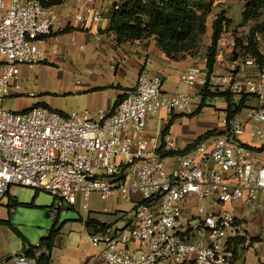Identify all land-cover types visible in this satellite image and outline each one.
<instances>
[{
  "label": "built area",
  "instance_id": "obj_1",
  "mask_svg": "<svg viewBox=\"0 0 264 264\" xmlns=\"http://www.w3.org/2000/svg\"><path fill=\"white\" fill-rule=\"evenodd\" d=\"M83 9L78 8L75 19L87 20ZM102 18V11L95 10L93 21L99 24ZM55 25L54 12L41 0H0V203L14 186L48 192L59 200L57 209L74 206L79 196L87 200L92 193L107 200L116 194L130 199L140 192L142 199L124 229L90 235L93 245H104V264H190V256L194 264L230 263L234 241L243 236L234 214H194L200 219L189 222L188 205L194 198L196 207H219L246 193H264V161L255 165L250 149L240 141L249 123L253 133L264 138V58L261 64L251 56L239 61L256 69L255 76L244 79L236 76V59L222 75L196 65L187 69L188 87L208 85L227 92L232 105L244 97L256 98L257 105L246 112L245 122L232 120L224 132L195 147L196 157L181 156L168 169L162 155L174 144L145 136L148 118L162 109L191 113L202 94L167 96L158 74H140L111 113L101 110L95 118L64 115L43 105L22 112L5 108L9 87H21L20 67L46 60L37 39L50 35ZM129 243L136 245L134 250L125 249ZM46 253L38 244L35 257Z\"/></svg>",
  "mask_w": 264,
  "mask_h": 264
},
{
  "label": "crops",
  "instance_id": "obj_2",
  "mask_svg": "<svg viewBox=\"0 0 264 264\" xmlns=\"http://www.w3.org/2000/svg\"><path fill=\"white\" fill-rule=\"evenodd\" d=\"M127 1L129 0H61L50 5L56 16V25L50 35L37 39L38 47L49 56L39 64L22 65L20 79L22 76L28 77L33 66L54 68L57 72L65 70L60 74H65L66 77L65 90L73 91L71 94L74 97V104L70 112L55 110L48 101L44 103L41 100L36 105L45 104L43 106L64 115L81 113L95 118L101 110L111 113L119 96L135 87L140 74L160 75L163 79V92L167 96L182 92L201 95L203 91L201 86L188 87L184 79L190 66L196 65L206 71V54L211 43L212 23L221 12L231 20V24L218 42L214 74L222 75L228 72L236 59L238 64L235 73L238 79L255 76L256 69L239 63L241 58H236L235 54L236 38L246 36L251 25L250 23L241 25L245 7L243 0H212V10L206 15V21L210 19L211 27H207L205 33V50L196 56L187 55L179 60L167 57L157 46L154 37L126 43L117 42L115 35L108 31L109 16L115 6L119 7ZM79 7L85 8L82 14L87 18L86 21L75 19L74 14ZM95 10H101L103 13L99 24L93 21ZM53 49L57 54L52 53ZM260 49L264 54L261 46ZM8 96L31 98L36 97V94L22 87L16 89L10 86L4 100ZM214 101L216 102L213 105ZM201 103L202 97L197 98L193 102L191 113L169 112L162 109L148 118L144 135L158 136L162 141L170 140L174 144L170 151H182L209 131L224 132L227 128L226 99L217 96L208 98L205 106H201ZM256 105V98L247 97L245 107L232 120L245 122L246 112ZM262 128L264 129V124ZM240 141L250 149L254 164L260 165L264 161V138L260 139L253 133L251 123L240 133ZM203 142L205 140L201 143ZM194 150L195 148L183 155L165 157L167 168L170 169L181 156L196 157ZM140 199H142L140 192H133L130 199H122L116 194L107 200H102L98 193H92L87 200L79 196L76 204L79 202L83 204L87 219L106 224V231L117 232L132 221L135 204ZM197 203L196 199L191 200L188 205L189 215L224 210L236 217L243 233L241 237L244 238V245L234 253L228 264H264L263 192L253 195L246 193L242 199L223 203L219 207L209 203L196 207ZM120 222L123 224L121 228L118 227ZM7 223L9 221L5 218L0 219V227L6 226ZM103 247V244L99 246L91 244L90 238L81 242L63 239L60 231L51 251L52 264H104L100 255ZM124 247L132 251L136 245L129 243ZM16 258L31 261L24 264H35L31 258H25L24 255ZM3 259L4 256L0 254V260ZM193 259V256L188 257L190 264H194Z\"/></svg>",
  "mask_w": 264,
  "mask_h": 264
},
{
  "label": "trees",
  "instance_id": "obj_3",
  "mask_svg": "<svg viewBox=\"0 0 264 264\" xmlns=\"http://www.w3.org/2000/svg\"><path fill=\"white\" fill-rule=\"evenodd\" d=\"M46 5L58 3L61 0H41ZM243 23H250L246 36L236 38V58L251 56L258 64H261L264 54L261 52L260 34L264 33V0H243ZM212 10V0H129L110 13V25L108 31L112 32L118 43L133 42L154 37L157 46L173 60L185 58L187 55L195 56L200 39L207 31L206 15ZM231 20L221 12L212 23L211 43L207 48L206 70L208 74L214 71L218 42L222 34L227 31ZM264 38V36H263ZM224 97L227 101V125L244 107L247 97H244L239 105L230 103L231 96L220 90L212 91L208 85L202 91L201 106H205L208 98ZM123 95L119 96L120 100ZM117 100V101H118ZM117 103V102H116ZM45 105V104H43ZM217 131H209L199 137L194 143L188 145L182 151H167L162 156L172 157L190 152L203 140L217 134ZM37 194V192H36ZM91 233H100L106 230L107 225L97 220L88 218L85 222ZM60 235V230L52 229L48 237L40 245L47 249L46 254L35 257L36 246L24 247L25 258L35 259V264H52L51 251L55 241ZM244 245V238L239 237L234 241V253Z\"/></svg>",
  "mask_w": 264,
  "mask_h": 264
},
{
  "label": "rangeland",
  "instance_id": "obj_4",
  "mask_svg": "<svg viewBox=\"0 0 264 264\" xmlns=\"http://www.w3.org/2000/svg\"><path fill=\"white\" fill-rule=\"evenodd\" d=\"M209 20L206 21L208 28L211 27ZM263 36L264 33L260 34V46L264 50ZM202 50H205V35L200 39L196 55ZM46 56L47 59L49 54ZM64 71L57 72L54 68L33 66L30 68L28 77H21L20 83L22 88L33 91L36 97L8 96L4 100L5 108L22 112L42 100L44 103L47 101L51 103L55 110L70 112L73 109L74 97L71 94L72 90H65L66 77L65 74H60ZM215 102L212 104L214 105ZM226 126L229 128L227 123ZM80 204L81 202L75 206L64 204L57 209L59 200L48 192L41 190L36 194V191L31 188L12 187L0 203V219L5 218L9 221L6 226L0 227V254L4 256L0 264H16L15 257L23 255L25 246L38 245L48 237L52 229L60 230L63 239L88 241L90 231L85 225L87 213L84 211L83 204L79 207ZM47 214L50 216L47 217ZM190 218L189 222H192V219H200L196 215H189L188 219ZM122 226L120 222L118 227Z\"/></svg>",
  "mask_w": 264,
  "mask_h": 264
},
{
  "label": "water",
  "instance_id": "obj_5",
  "mask_svg": "<svg viewBox=\"0 0 264 264\" xmlns=\"http://www.w3.org/2000/svg\"><path fill=\"white\" fill-rule=\"evenodd\" d=\"M46 216H47V217H49L50 215H49V214H47ZM54 227H55V226H54ZM26 261H28V262H31L30 260H26Z\"/></svg>",
  "mask_w": 264,
  "mask_h": 264
}]
</instances>
